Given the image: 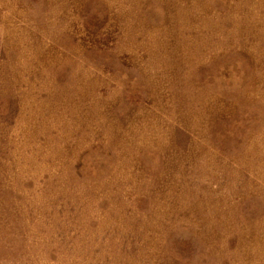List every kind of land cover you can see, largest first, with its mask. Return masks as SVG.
<instances>
[{
	"label": "rangeland",
	"instance_id": "obj_1",
	"mask_svg": "<svg viewBox=\"0 0 264 264\" xmlns=\"http://www.w3.org/2000/svg\"><path fill=\"white\" fill-rule=\"evenodd\" d=\"M0 264H264V0H0Z\"/></svg>",
	"mask_w": 264,
	"mask_h": 264
}]
</instances>
